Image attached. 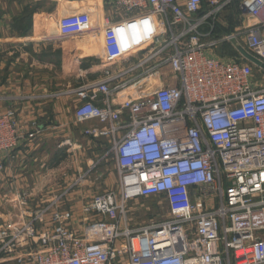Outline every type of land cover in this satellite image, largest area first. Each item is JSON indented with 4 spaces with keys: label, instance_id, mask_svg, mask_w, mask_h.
I'll list each match as a JSON object with an SVG mask.
<instances>
[{
    "label": "built area",
    "instance_id": "built-area-1",
    "mask_svg": "<svg viewBox=\"0 0 264 264\" xmlns=\"http://www.w3.org/2000/svg\"><path fill=\"white\" fill-rule=\"evenodd\" d=\"M103 7L97 27L57 17V40L101 34L104 54L99 77L55 96L71 97L76 124L95 122L84 137L108 143L74 185L111 159L116 185L83 204L79 226L65 192L33 207L17 195L0 264H264V69L238 52L264 64V0ZM16 114L0 111L7 161L24 138ZM148 199L159 212L135 207Z\"/></svg>",
    "mask_w": 264,
    "mask_h": 264
},
{
    "label": "crops",
    "instance_id": "crops-1",
    "mask_svg": "<svg viewBox=\"0 0 264 264\" xmlns=\"http://www.w3.org/2000/svg\"><path fill=\"white\" fill-rule=\"evenodd\" d=\"M7 1L0 0L1 10L8 8ZM102 3L103 0L100 1L101 6ZM58 16V13L52 14L50 21L55 22ZM79 39L87 40L84 37ZM27 40L30 39L25 37V40L16 43L25 46ZM46 40L54 44L58 42L55 36L47 37ZM92 40L94 44L85 49L79 45L74 53L62 52L61 56L74 67L71 71L72 81L66 83V88L99 77L101 62L98 61L104 54L101 34L95 35ZM39 64L41 69L44 67L51 70L55 67L46 62ZM10 75L6 76L9 79L0 81V111L11 106L15 109L24 138L13 152L12 160L7 161L0 156V203L7 207V213L11 207L15 214L17 207L12 201L17 195L25 196L32 207L43 205L57 196L56 192L61 190L60 185L64 183L66 202L61 205V209L70 210L73 214L71 225L79 226L83 204L116 185L115 164L111 159L109 164H99L86 179L72 187L83 170L80 166L84 162L83 155L96 157L97 160L108 149V143L104 139L92 140L82 135V131L95 122H74V103L71 97L55 96L62 91L53 93L46 87L34 86L27 90L18 88L17 84L11 83ZM31 132H36V135L28 140L27 135ZM91 165L84 169H90Z\"/></svg>",
    "mask_w": 264,
    "mask_h": 264
},
{
    "label": "rangeland",
    "instance_id": "rangeland-1",
    "mask_svg": "<svg viewBox=\"0 0 264 264\" xmlns=\"http://www.w3.org/2000/svg\"><path fill=\"white\" fill-rule=\"evenodd\" d=\"M8 1V8L6 10L0 9V81L4 78L9 79L7 78L8 74H11V83L17 84L18 88L21 89L27 90V88L38 86L40 88L46 87L53 93L65 90L66 83L69 80L72 81L71 71L74 67L59 53L68 51L74 53L77 46L80 47L79 45H83L82 48L85 49L94 44V40H92L94 36L91 39H88V36L84 37L87 40H80L78 37L59 38L58 42L54 44L52 41L46 40L47 37H56L58 32L56 30L57 20L55 22L50 21V17L55 13L60 16L74 14V12L87 13L90 14L91 26L97 27L102 16L101 11H106V8L103 7L106 0H103L102 6L100 5L101 0ZM31 4H36V7ZM26 5L29 6L27 7ZM21 16L24 17L25 22L29 21L31 24L30 32L25 36L30 40H27L28 43L25 46L16 43L19 40L20 42L25 40V37H21L18 32L13 30V26L15 27L16 24L15 19H19ZM233 25L236 26L235 24ZM42 62L55 65V67L51 68V70L44 67L41 69L39 63ZM70 84L73 85L71 82ZM82 160L84 162L80 166L83 169L82 172H85L84 168L87 165H91V163L94 164L96 157L92 158L90 155H83ZM109 163L110 161L105 164ZM65 185L64 183L62 186L60 185L61 190L57 191L56 195L63 193ZM72 187L76 186L73 184ZM156 203L157 200L148 199L140 202L135 207L141 210L150 208L155 214L160 211ZM6 210L7 207L4 203H0V225L9 222V215L13 220L15 214L12 208H8V213Z\"/></svg>",
    "mask_w": 264,
    "mask_h": 264
},
{
    "label": "trees",
    "instance_id": "trees-1",
    "mask_svg": "<svg viewBox=\"0 0 264 264\" xmlns=\"http://www.w3.org/2000/svg\"><path fill=\"white\" fill-rule=\"evenodd\" d=\"M29 5H30V4H29ZM29 5H26V6L28 7ZM31 5L36 7V4H35V5L31 4ZM15 21H16V24H15V27L13 26V30H15V32H18V34H19L21 37H25V36H27V34L30 32L29 30H30V28H31V24L29 23V21H28V22H25L23 16H21L19 19H15ZM233 22H234V23H233ZM228 23H229V25L231 26V28L234 27L233 24L236 25L234 19H232V18L228 20ZM61 54H62V53H59V55H61ZM229 55H233V56H235L236 53L233 52V51H231V52H229Z\"/></svg>",
    "mask_w": 264,
    "mask_h": 264
},
{
    "label": "water",
    "instance_id": "water-1",
    "mask_svg": "<svg viewBox=\"0 0 264 264\" xmlns=\"http://www.w3.org/2000/svg\"><path fill=\"white\" fill-rule=\"evenodd\" d=\"M238 52L240 53V55L242 57H244L249 63L256 65L262 69H264V64H262L260 61L257 60L256 57H252L251 55H249L248 53H246L243 49L239 48Z\"/></svg>",
    "mask_w": 264,
    "mask_h": 264
}]
</instances>
